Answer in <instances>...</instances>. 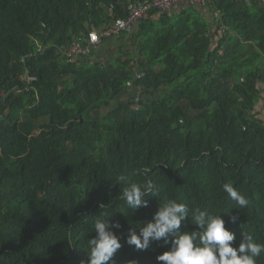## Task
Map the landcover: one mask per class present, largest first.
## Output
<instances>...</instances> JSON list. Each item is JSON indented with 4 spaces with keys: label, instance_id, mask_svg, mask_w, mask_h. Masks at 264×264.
Listing matches in <instances>:
<instances>
[{
    "label": "trees",
    "instance_id": "obj_1",
    "mask_svg": "<svg viewBox=\"0 0 264 264\" xmlns=\"http://www.w3.org/2000/svg\"><path fill=\"white\" fill-rule=\"evenodd\" d=\"M136 1L0 0V264H81L101 211L121 225L111 229L122 244L114 264H162L170 244L138 251L126 240L164 198L222 212L234 247L244 232L264 244V0L216 2L209 11L227 28L219 40L216 20L184 5L151 11L130 35L137 48L108 64L95 49L82 65L65 62L64 48ZM148 181L157 192L148 207L127 209L119 192Z\"/></svg>",
    "mask_w": 264,
    "mask_h": 264
},
{
    "label": "clouds",
    "instance_id": "obj_2",
    "mask_svg": "<svg viewBox=\"0 0 264 264\" xmlns=\"http://www.w3.org/2000/svg\"><path fill=\"white\" fill-rule=\"evenodd\" d=\"M140 172L147 174L148 169H141ZM126 182L127 177L120 175L115 183L120 185ZM222 190L236 209L247 207L248 199L231 182L224 183ZM154 192L157 193L151 181L144 184L132 182L119 192V198L124 201L127 209L136 211L141 207H148V201L144 197ZM221 213L215 214L200 207L190 211L185 203L164 198L163 201L160 200L159 209L153 220L141 227L139 234L131 230L126 242L138 251L148 250L150 244L155 241L162 240L165 245L170 244L169 251L156 257L162 264H256V259L264 254V244L255 242L252 235L244 232L243 240L238 247H234L235 234L225 227ZM110 216L108 212L101 211L93 220L96 236L88 240V260H82L81 264L113 262L114 254L122 244L111 229H120L121 225L118 222L111 224ZM237 220L238 216L231 217L232 223H236ZM182 224L185 228L191 224L198 230L182 232ZM128 264L137 262L129 261Z\"/></svg>",
    "mask_w": 264,
    "mask_h": 264
},
{
    "label": "built area",
    "instance_id": "obj_3",
    "mask_svg": "<svg viewBox=\"0 0 264 264\" xmlns=\"http://www.w3.org/2000/svg\"><path fill=\"white\" fill-rule=\"evenodd\" d=\"M219 1L221 0H138L128 6V16L119 19H116L114 9L110 10L109 13L113 22L103 26L100 31L93 29L87 37L74 40L70 46L64 48L63 56L65 62L70 65H82L84 62L90 61L93 50H97L99 46H101L103 39L112 40L119 39L124 35H131L134 29L149 16L151 11L155 10L159 12V14L171 13L174 7L180 5L212 9L213 5ZM219 17V13H213V20H216L217 22L215 30H218L219 34L223 36L226 33L227 28L224 24L220 23ZM137 65L138 61L132 63L131 67L134 68L133 71L135 78L139 79L142 74L137 70ZM24 79H27L26 76ZM28 80L29 82H32L36 80V78L29 77ZM130 86L132 87L133 85ZM135 107L137 108L138 104Z\"/></svg>",
    "mask_w": 264,
    "mask_h": 264
},
{
    "label": "crops",
    "instance_id": "obj_4",
    "mask_svg": "<svg viewBox=\"0 0 264 264\" xmlns=\"http://www.w3.org/2000/svg\"><path fill=\"white\" fill-rule=\"evenodd\" d=\"M184 6L183 5H180V6H176V7H174L173 9H172V13H176V12H180L181 11V9L183 8ZM198 11H200L201 13H203V15H204V17L207 19V20H213V17L212 16H210L209 14H207V13H209V12H207V10H205V9H201V8H196ZM135 30H137V27H136V29ZM124 37V39H122V40H119V39H112V40H110V42H107L106 43V45H102L101 47H99L97 50H98V54H100L99 55V57L100 58H102L104 61H105V63H107V60H108V58L106 57V56H108L109 55V51L110 50H112V46H114L116 49H123L124 50V48H125V50H129L128 48L130 47V48H135L134 46H133V44L131 43V36L129 35V36H123ZM127 39L130 41L129 43L130 44H127L126 43V41H127ZM118 55H117V52H116V54H115V56L112 58V59H109L110 60V62H112V60H115V58L117 57ZM129 93H132V92H129ZM133 94V93H132Z\"/></svg>",
    "mask_w": 264,
    "mask_h": 264
},
{
    "label": "rangeland",
    "instance_id": "obj_5",
    "mask_svg": "<svg viewBox=\"0 0 264 264\" xmlns=\"http://www.w3.org/2000/svg\"><path fill=\"white\" fill-rule=\"evenodd\" d=\"M196 8H200V7H196ZM201 9H204V8H201ZM205 10H207V12H209V13H207V14H209L210 16H212L213 17V13L212 12H210L209 10L210 9H205ZM220 35V34H219ZM222 37V35H220V36H218L217 37V40H219L220 38ZM131 40V39H130ZM130 41L127 39V41H126V43L127 44H130L129 43ZM131 43L133 44V46L135 47V48H128L129 50H135L136 48H137V44H134L132 41H131ZM116 52H117V55H119V49H116L114 46H112V50H110L109 51V55L108 56H106L107 58H108V60H107V64L108 63H110V60L109 59H112L114 56H115V54H116ZM93 61H95V60H93ZM124 61V60H123ZM114 62V61H113ZM239 77H240V75H239ZM239 77H235V80L236 81H239ZM127 92L125 91V93L123 92V94L122 95H120V98L119 99H126V97L128 96L127 94H126ZM113 107H105V108H102L101 110H99V111H97V112H95V115L96 116H104V115H106L107 113H108V111L110 110V109H112ZM256 112H258V117H260V118H264V93H263V99H261L260 100V102H259V104H258V106H257V110H256ZM44 122V120H41L40 121V123H43Z\"/></svg>",
    "mask_w": 264,
    "mask_h": 264
}]
</instances>
